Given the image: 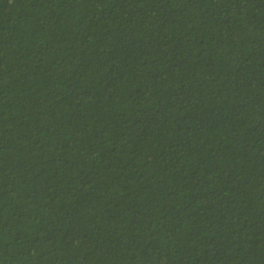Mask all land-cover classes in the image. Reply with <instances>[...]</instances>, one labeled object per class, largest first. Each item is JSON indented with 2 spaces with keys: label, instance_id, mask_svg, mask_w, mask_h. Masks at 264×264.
<instances>
[{
  "label": "trees",
  "instance_id": "trees-1",
  "mask_svg": "<svg viewBox=\"0 0 264 264\" xmlns=\"http://www.w3.org/2000/svg\"><path fill=\"white\" fill-rule=\"evenodd\" d=\"M0 264H264V0H0Z\"/></svg>",
  "mask_w": 264,
  "mask_h": 264
}]
</instances>
